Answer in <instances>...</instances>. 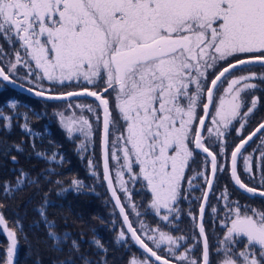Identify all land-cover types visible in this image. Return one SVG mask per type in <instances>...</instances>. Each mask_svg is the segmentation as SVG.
<instances>
[{
    "label": "snow or ice",
    "instance_id": "snow-or-ice-1",
    "mask_svg": "<svg viewBox=\"0 0 264 264\" xmlns=\"http://www.w3.org/2000/svg\"><path fill=\"white\" fill-rule=\"evenodd\" d=\"M0 37L9 43H19L23 50V56L19 50L15 52L8 73L0 66L3 81L14 83L11 77L16 74L17 66L22 65L27 70L24 78L33 83L29 91L38 97L64 99L86 94L99 102L98 107L103 112V180L107 182L131 239L150 254L143 260L133 257L129 264H153V257L157 264H172V260L158 255L145 239L154 242L157 249L166 242L176 264L185 261L187 264H210L203 216L216 173L227 170L226 165L218 162V155L227 159V144L220 138L234 121L240 123V130L245 127L258 103V98L253 97L248 105L245 94L258 87L249 81H264V73L251 72L230 80L228 77L237 70L243 71L245 66L264 67V0H0ZM221 63L225 66L215 72ZM210 73L215 74L209 82ZM81 78L89 84L103 80L102 93L84 89L83 93L54 95L51 89L42 87L44 80L63 84ZM225 81L227 87L217 102L214 93ZM109 90L115 93V108L123 121V130L112 140L109 137L115 125L111 119V101L107 98ZM201 105L204 114L198 115ZM10 106L16 108L17 103L13 101ZM246 106L247 111H244ZM210 108H214V114L212 126H207ZM87 110L94 111L91 106H87ZM0 119L10 120L11 117L0 113ZM96 119L100 121L99 116ZM61 123L69 134L79 131L85 140L93 135L91 122L83 116L79 121L62 119ZM23 127L30 131L27 123ZM205 129L208 138L218 143L219 153L205 146ZM262 131L264 122L231 151L230 175L239 189L264 197V190L249 187L237 171V161L242 157L244 171L255 179L252 157L243 156V150ZM261 143L264 146V139ZM80 150H86L84 144ZM201 152L205 157V171L187 179L190 187H194L192 182L198 178H203L206 185L199 210L203 251L201 259L196 260L189 258L191 248L177 256L185 237H173L159 228H148L143 222V232L133 227L114 186L109 159L116 162L115 184L129 198L125 172L133 183L145 182L152 197L151 208L157 213L161 209L173 213L178 212L175 205L184 191L185 172L190 162H195V155ZM260 158L264 161V152ZM209 164L210 173L207 171ZM137 166L139 171L134 172ZM89 167H94L91 160ZM92 175L96 173L93 171ZM34 182L21 170L15 186L6 184L5 191L12 193ZM260 184L264 188V172ZM71 185L76 191L84 187L78 179H73ZM220 199L224 201L225 213L220 219L224 232L217 252L224 258L219 264H264V212L246 207L242 211L238 202L229 201L226 188ZM131 207L135 209L134 204ZM37 211L48 228L54 227L47 222L45 207ZM212 212L216 213L217 209L213 208ZM161 219L171 222L168 214ZM0 226L9 240L5 264H13L17 233L7 227L2 214ZM48 235L57 242L61 239L51 231ZM125 237L122 229L118 240ZM240 238H246L247 244L236 252L234 249ZM72 243L78 248L75 241ZM95 243L103 248L99 240Z\"/></svg>",
    "mask_w": 264,
    "mask_h": 264
},
{
    "label": "trees",
    "instance_id": "trees-1",
    "mask_svg": "<svg viewBox=\"0 0 264 264\" xmlns=\"http://www.w3.org/2000/svg\"><path fill=\"white\" fill-rule=\"evenodd\" d=\"M0 84V113L11 117L0 119V213L17 233L15 264H129L131 253L138 250L134 244L117 242L108 192L88 167L90 152L79 150L53 116L52 107L63 102L48 103ZM13 101L16 108L10 106ZM259 103L255 118L264 111L262 99ZM25 123L30 131L23 127ZM21 170L35 182L6 192L5 185L14 187ZM73 179L83 182L80 191L71 185ZM41 207L54 227L46 226L37 211ZM216 230L221 231L217 226ZM49 231L58 234L60 241L51 239ZM8 244L0 229V264H5Z\"/></svg>",
    "mask_w": 264,
    "mask_h": 264
},
{
    "label": "rangeland",
    "instance_id": "rangeland-1",
    "mask_svg": "<svg viewBox=\"0 0 264 264\" xmlns=\"http://www.w3.org/2000/svg\"><path fill=\"white\" fill-rule=\"evenodd\" d=\"M17 50H19L21 52V55L23 56V50L20 48L19 43H9L3 37H0V64H1V66L4 67L5 72H7V73L9 72V62L14 60L15 52ZM229 62H232V61L230 60ZM223 66H225V65L223 63H221L215 69V72H218L220 70V68ZM26 71L27 70L22 65H18L17 69H16V74L12 75V77L15 80H18L21 83L25 84L26 86L33 87V83H29L24 78L26 75ZM251 72H255L257 74L264 73V67H260L258 65L257 66H245L243 71L237 70V71L233 72L232 76H229L228 79L230 80L233 77H238L241 75H248ZM214 74L215 73H210V75L208 77L209 82L212 78H214ZM33 81H35V78H33ZM249 82L255 83L258 85V87L254 90L257 91L256 92L257 97H259V90H260V85H261L262 81L259 79H255V80H252ZM0 83H3V82H0ZM89 85H90V87H88ZM1 86L2 85L0 84V87ZM42 87L44 89H51L52 93H59V94H61L63 92H70L72 90H82L83 88H87V89H90L92 91H97V92L102 93V90L104 89L105 84H104L103 80H97L95 82V84H89L87 81H84L81 78L80 80L74 79L72 81H65L63 84H61L59 82H48L47 80H44L42 82ZM225 87H227V81H225L220 86L219 91H216L214 93V97H215L217 102H218L219 96L221 94H223ZM37 89L39 90V87H37ZM254 90H251V92ZM249 91L250 90H248V92ZM248 92L245 94V97H246V100L249 102V100L247 98ZM107 98L111 101V119L115 125L111 129V132L113 133V135H110V140H112V139H114V135H118L119 132L123 130V121L121 119V116H120L118 110L115 108V99H114L115 93L112 92L111 90H109ZM263 100H264V97H262V102H263ZM248 105L250 106V103H248ZM259 105H260V103L258 102L256 109L253 112L254 114H255L257 107ZM87 106H91L94 109V111L89 112L87 110ZM52 108H53L52 109L53 116H54V118H56L58 125L64 130L66 136L69 139H71L72 141H75L77 143V145H78L77 148L79 150H80V146L82 144H84L86 147V150H88L90 152V155L88 157V162H89V160H91L94 167L90 168L89 163H88L89 170L94 171L96 173L95 177L96 178L98 177V180L103 181L104 187L106 189V184H105V181L103 180L101 148H100V145H101V129H102V115H101L102 111H101V108L98 107V104L95 101L87 99V98L75 99V100H72L71 102H63L62 104L56 105L55 107H52ZM211 110H212V112H211L210 117L208 119L209 122H208L207 126H212L211 125V116L214 114V108H211ZM243 110L247 111V108L246 109L244 108ZM262 113H264V111H262L260 114H258V116L256 118L253 117V119L255 118L254 121L252 120L253 122L248 117V119H250V122L242 130H240V123L234 121L233 125L225 132V136L220 138L222 141H226V143H227L228 156H227V160L225 162H223L221 159L218 160V162L220 164L227 166V170L218 171L217 172L218 175L222 174L225 176H230L229 175L230 174V167H231V164H230L231 155L230 154H231V150L234 149L233 145H235L241 137L244 136L243 138H245L250 132L253 131L254 128H256L258 126V124H260L262 121H264V117L260 116ZM203 114L204 113L202 111V105H201V108L198 109V115H203ZM81 116L88 119L92 124L93 135L90 138V140H85V136L82 133H80L79 131H74L72 134H69L67 132L64 124L61 123L62 119L65 122H71L73 120L79 121V118ZM97 116L100 117L99 122H97V119H96ZM75 126L78 127V124ZM238 130H240L239 135H238ZM204 132H205L204 137L206 138V142L209 144L210 148L213 151H218L219 150L218 143L215 142L214 139L208 138V133H207L206 129ZM263 138H264V135H263ZM110 148H111V146H110ZM243 156H245V155H243ZM255 161H257V160H254V165H258ZM240 162L244 163L243 158L240 159ZM110 169L112 170L113 180L115 181L116 162L114 160H112L111 158H110ZM138 170L139 169L136 167H134V169H133L134 172H138ZM209 170H210V164H209ZM100 174H101V177H99ZM124 179L127 181V188L129 190V193H130V198L128 197V195L126 193H124L123 191L120 190V186L118 184H115V185H116L117 191L119 193V196L124 203V206L126 208V212H128L129 218H130L131 222L133 223L134 227L138 230V232L144 231L141 229V222H143V224L146 225L148 228H159L161 231L170 235L167 227L162 229L160 226H158V225H160L159 221L154 220V222L151 225L149 223L145 222L144 218L150 212L149 211L150 209L144 208V203L142 200V196H143L142 191L143 190H142V188L139 187L140 183H138V181L133 183L129 179V174L127 172H125ZM106 191H107V189H106ZM216 194L217 193H215V195ZM188 197L193 198V196H188ZM108 199L111 202L109 192H108ZM196 203H197V200H195L193 198L192 204L195 205ZM132 204L135 205V209H133L131 207ZM109 213H110V217H111L113 227H115V229H114L115 233L117 234L116 235L117 242L121 245L122 244H125L127 246L133 245V242H132L129 234H127V232L125 230L124 223H122V220H121L118 212L116 211L113 202H111V209L109 210ZM137 213H139V215H137ZM223 217H224V215H222L220 213L219 216H217V218H216L217 219L216 220V226L221 229L222 233L224 232V230L220 224V219ZM0 229H3V226H0ZM122 229L125 230L126 237L124 240H118L119 232ZM195 231H196V229H195ZM196 234H198L197 231H196ZM176 235H177V237L182 236L180 233H178V234L176 233ZM176 235L173 237H176ZM6 236H7V234H6ZM222 237L223 236L221 235L220 237L217 238V240L219 241L220 239H222ZM7 239H8V237H7ZM145 242L148 243L151 247H153V249L155 251H157L158 254H160L162 256L168 255L169 251H168V246H167L166 242L164 244H162L159 249H157L155 247L154 242L148 241L147 239H145ZM246 244H247V239L246 238H240V242L237 244L234 251L238 252L240 250H243ZM134 246H135V244H134ZM137 250H138V252H135L133 250V252L131 253L130 260L133 257H135L138 260H143L146 257H148L147 255L143 254L138 248H137ZM214 251L216 252L215 253L216 255H215V258H213V260L211 261L212 262L211 264H219V262L224 258L223 254L218 253L217 249H215ZM15 257H16V255L14 256V258ZM201 257H202V254H201ZM201 257H200V259H201ZM15 260H16V258H15ZM152 262H153V264H157L153 260H152Z\"/></svg>",
    "mask_w": 264,
    "mask_h": 264
},
{
    "label": "flooded vegetation",
    "instance_id": "flooded-vegetation-1",
    "mask_svg": "<svg viewBox=\"0 0 264 264\" xmlns=\"http://www.w3.org/2000/svg\"><path fill=\"white\" fill-rule=\"evenodd\" d=\"M88 87H90V85ZM256 92H257L256 90L252 92L250 90L248 92V96H247L249 100L248 103H250L253 97H257ZM262 97H264V81H262L260 85L259 97H257L258 102H260ZM263 106H264V100H263ZM246 108L247 106L245 107V109ZM258 109L259 108L257 107L255 114L254 113L250 114L249 118L251 119V121L252 120L254 121L253 117L257 114ZM250 119L247 120V123L245 124V126H247V124L250 122ZM204 134L205 132L203 133V135ZM263 135H264V131L261 134H259V136L250 145H248L247 148L243 150V155L252 157V160H251L252 174L255 176V179H253L249 173H246L244 171V163L240 162V159L242 157L238 159V167H237L238 174L240 175L241 180L245 184H248L249 187H256L261 190H264V188H262L260 184V177H261L262 172H264V168H262V165H264V161H262L260 158V154L264 152V146H262V143H261L262 139H264ZM243 137H241L237 141V143L233 145V148H235V146L239 144L240 140L243 139ZM205 146L210 148L209 144L206 142V139H205ZM210 150L213 151L211 148ZM213 152L219 153V150L213 151ZM227 156H228V152H227ZM204 159L205 157L202 152L198 155H195V162H190V167L185 172L186 180L183 184L184 191L182 192L178 203L175 205V207L178 209V212L168 213L166 210L161 209V211L157 213L153 208L150 207L151 199H152L150 190L145 186V182H143L142 180L138 181L141 183V188L143 190L142 200L144 203V208L150 209L149 210L150 212L144 218L145 222L151 225L154 222V220H157L160 223V225L158 226H160L162 229L167 227L170 235L175 236L176 233L177 234L180 233L182 237H185L186 239L181 241L180 243L181 246L177 250L178 251L177 256L179 255V253L184 252L185 249L191 248L192 250L188 253L189 258L196 259V260H200V257L203 251V241L201 240V237L199 235V230H198V214H199V206L201 205V202L203 200V193L206 190V185L204 183L203 178H198V179H194L192 182L194 187H190L189 184L187 183V179L196 176L197 172L205 171L206 166L204 163ZM220 159L223 162L227 160V159H222L218 155V160ZM254 160H257L255 162L258 165H254ZM136 168H138V166ZM207 171L208 173H210L209 165H207ZM225 188L227 189L229 201L238 202V204L241 206L242 211L246 207L248 209H255L258 212H264V198L247 196L233 184L231 175L225 176L222 174L220 175L217 174V178L214 183V189L207 203V206H206L207 209H206V213L204 216V219H205L204 228H205V232L208 238L209 252H210V257H209L210 264L212 263L211 261L213 260V258H215V255H216L215 254L216 252L214 250L217 249L218 247L217 238L220 237L221 235L223 236V233L221 231L218 233L216 230V220H217L216 218L217 216H219L220 213L222 215H224L225 213L224 201L220 199V195L225 190ZM214 192L217 193L215 196H213ZM188 196H193V198L197 200V203L193 205L192 204L193 198H190ZM232 206H235V205H232ZM213 208L217 209L216 213L212 212ZM189 213H191V215H189ZM165 214H168L170 216L171 222L163 221L161 219L162 215H165ZM193 217H195V219H193ZM195 229L198 232V234H196ZM257 250H258V246H257ZM162 257L168 258L172 260L174 263H176V259L172 256L170 252L168 253V255H164ZM182 264H187V262L186 261L182 262Z\"/></svg>",
    "mask_w": 264,
    "mask_h": 264
},
{
    "label": "water",
    "instance_id": "water-1",
    "mask_svg": "<svg viewBox=\"0 0 264 264\" xmlns=\"http://www.w3.org/2000/svg\"><path fill=\"white\" fill-rule=\"evenodd\" d=\"M0 66H1V64H0ZM7 73V72H6ZM11 79H12V81L14 82V83H8L7 81H3L2 79H0V82H3L5 85H8L9 87H11L13 90H15L16 92H19V93H22V94H24V95H26V96H28V97H32V98H35V99H38V100H42V101H45V102H49V103H51V102H56V103H61V102H71L72 100H75V99H83V98H88V99H91V100H95L96 102H97V104L99 105V102L96 100V98L95 97H91V96H88V95H86V94H82V95H80V96H76V97H65L64 99H48V98H46V97H38V96H36V95H34V93L32 92V91H29V89H31L32 87H30V86H26V85H24V84H22L21 82H19L18 80L16 81L13 77H11ZM84 89H87V88H83L82 90H72V91H70V92H78V93H83V90ZM89 91H92V90H90V89H88ZM97 92V91H96ZM63 93H68V92H63ZM63 93H61V94H63ZM52 94H54V95H60V94H58V93H52ZM101 111H102V109H101ZM211 108H210V114H211ZM210 114H209V116H210ZM102 120H103V112H102ZM209 116L206 118V124H207V120H208V118H209ZM262 122H264V121H262ZM261 122V123H262ZM260 123V124H261ZM260 124H258V126L260 125ZM257 126V127H258ZM256 127V128H257ZM256 128H254L253 129V131L256 129ZM252 131V132H253ZM251 132V133H252ZM263 132V131H262ZM262 132H260V133H258L254 138H253V140L252 141H250L249 142V144L248 145H250L258 136H259V134H261ZM204 133V132H203ZM250 134V133H249ZM248 134V135H249ZM109 139H110V137H109ZM240 143V142H239ZM248 145H246L245 146V148H247L248 147ZM100 148H101V145H100ZM244 148V149H245ZM101 159H102V149H101ZM210 159V158H209ZM230 164H231V160H230ZM109 165H110V159H109ZM237 167H238V161H237ZM102 170H103V159H102ZM110 171H111V173H112V170L110 169ZM216 178H217V173H216ZM216 178L214 179V183H215V180H216ZM233 181V180H232ZM113 182H114V186L116 187V185H115V181L113 180ZM105 184H106V189H107V191L109 192V195H110V198H111V201L114 203V206H115V200L112 198V196H111V192L109 191V189H108V185H107V182L105 181ZM233 184H234V181H233ZM235 185V184H234ZM236 186V185H235ZM238 189H239V187L238 186H236ZM213 189H214V185H213ZM213 189H212V191H213ZM239 190H241L244 194H246L247 196H252V195H250V194H248V193H246L244 190H242V189H239ZM118 192V191H117ZM212 193V192H211ZM211 193L209 194V197H208V200H207V203H208V201H209V199H210V195H211ZM118 195H119V193H118ZM120 197V196H119ZM253 197H259V198H261V196H259V195H256V196H253ZM262 198H264V197H262ZM120 200H121V198H120ZM121 202H122V204L124 205V203H123V201L121 200ZM202 202H203V200H202ZM201 202V203H202ZM207 203H206V205H205V213H206V206H207ZM115 208H116V211L119 213V216H120V218H121V220H122V223H124V221H123V216L120 214V212H119V208H117L116 206H115ZM126 209V208H125ZM199 210H200V206H199ZM127 213V215H128V212H126ZM205 213H204V216H205ZM204 216H203V224H204V221H205V219H204ZM128 217H129V215H128ZM129 220H130V218H129ZM131 221V220H130ZM199 223H200V211H199V214H198V230H199ZM133 224V223H132ZM124 226H125V230H126V232H127V226L124 224ZM133 227H134V225H133ZM127 234H129V236H130V238H131V234L130 233H128L127 232ZM132 240V239H131ZM201 240L203 241V238L201 237ZM132 242H133V244H135V246L143 253V254H145V255H147V256H149L150 254H148L147 252H145V250L143 249V248H141L138 244H136L133 240H132ZM159 255V254H158ZM161 256V255H160ZM209 257H210V252H209ZM154 262H155V258L153 257V258H151ZM16 263V260H15V258H14V262H13V264H15ZM155 263H157V262H155ZM172 264H176V263H174L173 261H172Z\"/></svg>",
    "mask_w": 264,
    "mask_h": 264
}]
</instances>
